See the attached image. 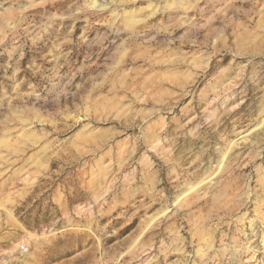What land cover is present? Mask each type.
<instances>
[{"label":"rangeland","instance_id":"374dc122","mask_svg":"<svg viewBox=\"0 0 264 264\" xmlns=\"http://www.w3.org/2000/svg\"><path fill=\"white\" fill-rule=\"evenodd\" d=\"M263 119L264 0H0V264H264Z\"/></svg>","mask_w":264,"mask_h":264},{"label":"bare ground","instance_id":"6f19581e","mask_svg":"<svg viewBox=\"0 0 264 264\" xmlns=\"http://www.w3.org/2000/svg\"><path fill=\"white\" fill-rule=\"evenodd\" d=\"M264 120V119H263ZM219 156H220V158H218L217 159V165H216V167H215V169L216 168H220V170H223L222 168L225 166L224 165V163L226 162V160H225V162H224V158H226L225 157V152H220L219 153ZM228 156V155H227ZM222 162H223V164H222ZM214 169V170H215ZM213 173V171H211V172H208V173H206V174H204V176H199L198 178H197V180H195V183L194 184H192V185H190V186H187L186 188H185V190H183V191H181L179 194H177L175 197H174V202H177L178 200L180 201V203H179V206H180V204H184L185 202H187V199H188V192L189 191H192V192H198V189H200L199 188V184L202 182V181H204V179H206L207 177H209L211 174ZM201 175V174H200ZM197 186V187H196ZM221 189V188H220ZM226 194V193H225Z\"/></svg>","mask_w":264,"mask_h":264}]
</instances>
